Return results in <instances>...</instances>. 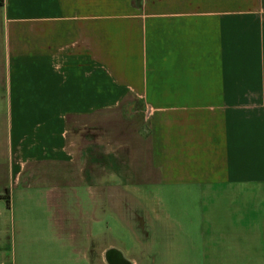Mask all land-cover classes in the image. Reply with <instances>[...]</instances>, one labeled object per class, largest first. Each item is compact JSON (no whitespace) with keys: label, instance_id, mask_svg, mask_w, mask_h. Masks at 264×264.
I'll return each mask as SVG.
<instances>
[{"label":"crops","instance_id":"obj_1","mask_svg":"<svg viewBox=\"0 0 264 264\" xmlns=\"http://www.w3.org/2000/svg\"><path fill=\"white\" fill-rule=\"evenodd\" d=\"M131 99L157 183L192 189L198 213L209 203L194 262L264 264V0H0V264H154L181 249L102 246L93 230L115 213L65 210L56 242L36 246V166L73 160L74 118ZM128 218L133 233L151 224Z\"/></svg>","mask_w":264,"mask_h":264},{"label":"rangeland","instance_id":"obj_2","mask_svg":"<svg viewBox=\"0 0 264 264\" xmlns=\"http://www.w3.org/2000/svg\"><path fill=\"white\" fill-rule=\"evenodd\" d=\"M71 130L76 150L73 160L36 166V246L56 242L53 213H115L105 215L97 230H93L98 244L121 246L149 241L159 253L173 244L181 249L171 250L168 256L159 255L154 264H163L167 258H171L169 264H196L193 247L200 241L201 214L207 212L209 203H204L205 211L198 213L192 189L167 188L157 183L140 101L131 99L118 109L74 118ZM81 179L89 184L104 183L99 188H88L80 183ZM118 180L134 185L120 187L116 185ZM109 189L113 191L111 200L106 198L102 210L101 194ZM49 190L54 194L62 190L61 202L52 200ZM250 205L252 211L258 203ZM132 214L147 216L151 224L146 228L152 229L133 233L128 218Z\"/></svg>","mask_w":264,"mask_h":264},{"label":"trees","instance_id":"obj_3","mask_svg":"<svg viewBox=\"0 0 264 264\" xmlns=\"http://www.w3.org/2000/svg\"><path fill=\"white\" fill-rule=\"evenodd\" d=\"M5 197H6V199H7L8 195H7V196H5Z\"/></svg>","mask_w":264,"mask_h":264}]
</instances>
